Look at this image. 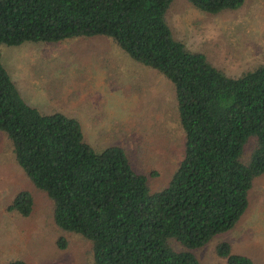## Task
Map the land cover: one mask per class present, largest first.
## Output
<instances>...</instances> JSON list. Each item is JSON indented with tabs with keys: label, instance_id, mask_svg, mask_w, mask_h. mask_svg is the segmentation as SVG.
Here are the masks:
<instances>
[{
	"label": "trees",
	"instance_id": "16d2710c",
	"mask_svg": "<svg viewBox=\"0 0 264 264\" xmlns=\"http://www.w3.org/2000/svg\"><path fill=\"white\" fill-rule=\"evenodd\" d=\"M173 1L0 0V46L104 37L173 87L183 157L166 187L152 192L124 148L96 150L77 118L28 105L0 52V133L32 186L52 202L55 225L90 242L87 264H201L193 251L237 224L254 180L264 175V55L249 71L225 74L173 38L165 19ZM187 1L218 15L246 0ZM33 208L24 190L8 211L28 217ZM215 250L226 264H253L227 243Z\"/></svg>",
	"mask_w": 264,
	"mask_h": 264
},
{
	"label": "rangeland",
	"instance_id": "374dc122",
	"mask_svg": "<svg viewBox=\"0 0 264 264\" xmlns=\"http://www.w3.org/2000/svg\"><path fill=\"white\" fill-rule=\"evenodd\" d=\"M165 19L174 39L204 54L229 76L262 62L264 0H246L241 9L218 15L201 12L187 0H174ZM0 52L28 105L42 113L61 111L77 118L85 140L96 150L121 146L134 170L148 177L152 192L166 187L184 146L170 82L128 58L104 37L0 46ZM152 173L156 175L151 177ZM24 190L34 197L28 217L8 211L16 194ZM61 240L65 248L58 246ZM220 243H227L232 254L264 264V175L254 180L247 211L237 224L193 253L201 264H226L215 252ZM174 248L184 250L175 243ZM12 260L87 264L91 244L55 225L52 202L32 186L0 133V264Z\"/></svg>",
	"mask_w": 264,
	"mask_h": 264
}]
</instances>
